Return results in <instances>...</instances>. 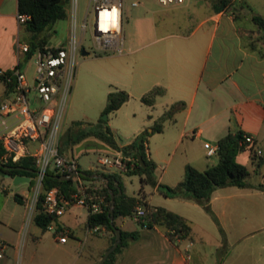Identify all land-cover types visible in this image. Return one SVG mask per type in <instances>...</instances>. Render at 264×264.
Returning a JSON list of instances; mask_svg holds the SVG:
<instances>
[{
    "label": "crops",
    "instance_id": "obj_1",
    "mask_svg": "<svg viewBox=\"0 0 264 264\" xmlns=\"http://www.w3.org/2000/svg\"><path fill=\"white\" fill-rule=\"evenodd\" d=\"M134 1L137 3L133 5L144 6L147 11L145 16L155 11L145 5V1ZM6 2L7 0H0V10L5 8ZM246 5L248 7L233 0L228 8L215 11L210 0L173 2L168 9L187 11L182 22H175L174 19L175 28H162L156 23L145 28L149 29L151 36L142 39L145 50L139 56L142 69L140 82L143 92L159 85L164 88V93L157 95L154 103L149 105L152 113L147 120L142 121L143 127L138 132L143 129L151 131L152 124L164 109L174 102H181V107L172 118L163 121V128L158 131L163 133V145L170 148L165 165L160 167L158 182L172 185L177 183L183 177L187 163L199 169L208 167L214 162L209 159L204 142L216 145L219 137L238 129L250 134L255 149L261 152L251 158L250 151L243 150L248 153L253 168L264 165V27L259 26L253 19L255 14L264 16V11L251 8L248 3ZM16 13L0 11V36L4 32L3 24L7 19H13L16 31L27 36L28 33L17 21ZM124 21L125 16L122 14V36L125 31ZM19 58L17 54L12 65L0 66V70L13 67L19 62ZM11 92L4 87L1 101L10 96ZM180 145L183 156L174 159V153ZM146 155L154 161L157 159L149 151V147ZM259 156L262 157L260 163ZM102 171L111 172L102 168L93 175L100 177ZM6 178L12 181V177ZM22 182L15 184L20 185ZM6 184L8 185L7 182L0 181V239L6 243L4 254L0 256V264H11L17 253L25 220V203L29 196L23 186L17 189L11 187L9 190ZM28 187H31V183ZM236 187L238 188L233 185L216 187L208 199V205L217 220L212 213H208L223 229L218 238L214 237L213 247L224 252L220 264H225L231 251L242 240L238 229L242 212L257 211L260 217L264 216V188ZM152 191L160 195L156 201L153 192L143 188L144 199L149 205L164 206L192 220L184 211L185 202H172L171 199L195 200L166 196L157 186H153ZM242 191H246L249 201L247 204H241L237 200L238 196H242ZM15 192L23 196L22 202L14 198ZM195 203L202 204L197 201ZM82 208L85 209L84 216ZM88 214L84 206L73 204L58 215V222L52 223L57 229H66V240L61 242H66L68 235L76 238L72 228L82 217L86 232ZM125 217L127 215L116 217L121 222L118 227L123 230H137L138 234L127 238L126 245L116 252L113 264H204L201 259L205 251H209L210 247L207 245H211L212 241H207V237L200 235L196 226H192L191 238L173 241L166 236L161 226H136L128 223ZM226 223H229L230 230ZM39 228L41 229L40 226ZM99 231L105 237L104 243L89 249L81 264H95L104 250L111 245V230L100 224L99 230L95 232ZM27 233L25 238L30 234ZM55 238L57 239L56 234Z\"/></svg>",
    "mask_w": 264,
    "mask_h": 264
},
{
    "label": "rangeland",
    "instance_id": "obj_2",
    "mask_svg": "<svg viewBox=\"0 0 264 264\" xmlns=\"http://www.w3.org/2000/svg\"><path fill=\"white\" fill-rule=\"evenodd\" d=\"M88 0H69L67 6V16L57 20L49 31L48 43L60 44L66 43L70 28L71 15L75 7V27L77 36L82 35L80 47L76 51L74 60V77L71 83L67 107L63 118V132L73 120H83L93 123L99 122L102 117L110 126L114 138L118 144H125L133 139L135 134L142 125L143 120H147L152 108L143 103L140 99L143 92V85L140 82V73L142 69L139 65V56L145 50L142 46V39L150 37L149 26L156 23L162 28H175V22H182L187 16L186 9H168L171 4H161L158 0H142L145 5L155 9L147 12L144 6L133 5L134 0H122L124 21V39L123 50L119 52L114 48L99 47L93 36V14L89 11L87 15V27L83 32L80 24L85 18V10ZM237 4L251 5V8H258L264 11V0H236ZM13 11L16 13V0H7L5 8L0 11ZM176 17V18H173ZM15 21L7 19L3 24L5 29L0 36V66L12 65L19 54L20 68L25 73L29 82H32L35 72L36 52L28 57L25 52L18 49L17 43L24 42L27 39L21 31H16ZM84 47L89 51L88 54H82L81 48ZM123 88L128 91L129 98L123 102L120 107L109 112H103L107 101V94L111 90ZM4 91V84L0 80V101ZM10 95H13L11 92ZM107 114V117H105ZM163 133L158 131L149 132L147 143L149 151L157 157L153 169V176L157 180L161 165H165L166 157L170 148L163 145ZM114 149L94 135H85L82 139L76 141L71 146L66 147L65 152L69 156L76 158L78 169L83 170L94 168L101 170L102 166L98 162V157L104 153H114ZM182 146L178 147L173 158L183 156ZM111 154V153H110ZM248 153L241 151L237 154V160L244 163L249 174L247 180L253 183H264V165L253 168ZM212 162L217 160L216 155L209 156ZM53 167L52 162L49 169ZM113 172L120 174L124 190L127 194L137 196L141 203L139 206L144 207L145 199L140 193L142 181L140 173L134 171H122L112 168ZM87 180V178H85ZM8 183V188H26L28 194H31L29 182H22L20 185L13 183L10 179L0 174V181ZM153 185L149 182H143V188L146 191L153 192L154 201L159 198L156 191H152ZM234 188L236 185H233ZM246 191H242L237 200L241 204H247ZM239 194V193H238ZM172 202H185L184 211L192 219L191 224L199 231L200 235L207 237V241H212L209 251H205L201 261L204 264H220L223 251L215 250L214 237L218 238L221 233V225L214 220L208 213L206 207L201 204L197 205L195 201H179L171 199ZM154 203V202H153ZM83 216L85 209L82 208ZM26 213V208H25ZM128 223L138 226L140 223L136 217H125ZM240 219V233L242 234L241 242L231 251L225 264H262L264 262V216L260 217L257 211H244ZM116 225L119 226L120 219L116 218ZM83 217L79 223L73 225L74 237L68 235L66 242H61L55 238L54 231L51 229L41 230L32 220L29 224V236L19 243L16 255L12 258L11 264H81L83 258L96 246L104 243V235L101 231L95 232L91 227L84 231ZM230 230L229 223H226ZM198 226V227H197ZM99 230V229H98ZM97 230V231H98ZM86 233V234H85ZM111 233H113L111 231ZM28 235V233H27ZM206 247V248H207ZM233 261V263H232Z\"/></svg>",
    "mask_w": 264,
    "mask_h": 264
},
{
    "label": "trees",
    "instance_id": "obj_3",
    "mask_svg": "<svg viewBox=\"0 0 264 264\" xmlns=\"http://www.w3.org/2000/svg\"><path fill=\"white\" fill-rule=\"evenodd\" d=\"M68 1L69 0H17V12L29 14V17L21 23L28 33L26 42L28 43L29 49L25 52L26 56L29 57L36 48L43 47L48 43L49 31L53 24L57 20L67 16L66 4ZM210 1L215 11L228 8L233 2V0ZM253 19L259 26L264 27V16L255 14L253 15ZM17 67H20V61L11 68L0 70V80L3 82L6 91H12L15 83V77L11 80H7L6 76L12 74L13 69ZM162 93H164V88L155 85L143 93L140 99L145 104L151 105L154 103L156 96ZM129 96L128 91L123 88L109 91L103 112L117 109L129 98ZM180 107L181 102L170 104L154 121L151 126V131H161L163 128V121L167 118H172L175 111ZM151 131L143 129L135 134L131 141L125 144H118L110 126L104 118L100 117L97 123L73 120L62 133L60 149L65 151L66 147L71 146L85 135H94L111 146L115 150L114 152L122 150L124 152H130L133 156L141 154L145 165L136 159L134 166L127 171L140 173V179L142 181L140 193L143 196V182H149L153 186H157V189L166 196L188 198L202 203L206 209L212 213L216 220V216L208 205V199L216 187L236 185L240 187L264 188V183H251L247 180L249 170L244 163L237 160V154L243 150H249L251 158L256 156V149L253 143L250 144L245 141V136L248 133L241 129L228 131L217 139V160L208 167L199 169L187 163L185 165L183 177L177 183L172 185L158 182L152 174L155 162L147 157L144 150V141H146L147 135ZM3 153L4 147L0 141V156ZM261 159L262 157L259 156L258 163L261 162ZM5 164L22 166V168H6L5 171L10 172L12 176L15 174L30 176L29 183H33L35 164L31 156L24 155L17 160L10 159ZM98 172L99 170L94 168L83 170V176L85 178L90 179L93 183L94 181L100 182L98 184L99 191L105 194L106 200L101 212L88 214L87 225L92 227L102 224L107 229H110L113 232L110 244L115 240L114 226H117L115 219L122 215L136 217L142 227H151L154 225L161 226L166 236L173 241L192 237V224L188 218L161 205L151 206L146 201L143 207L146 212L143 215H138L136 213V207L141 203V200L137 196L125 192L120 174L102 171L100 173L106 177V180H103L101 177L93 175ZM58 175H60V173L55 169H48L42 179V191L39 194L33 221L40 226L43 231L47 229L48 224L58 222V215L46 212L42 204V199L46 190L51 187H57L60 193L65 196H69V194L75 190L73 178L61 179ZM119 188L121 189V193H118ZM111 194H114L112 218L109 212ZM22 197L21 194L17 192L14 193V198L20 202H22ZM137 234V230L121 229V239L119 243L101 264H113L116 252L126 245L127 238L135 237Z\"/></svg>",
    "mask_w": 264,
    "mask_h": 264
},
{
    "label": "built area",
    "instance_id": "obj_4",
    "mask_svg": "<svg viewBox=\"0 0 264 264\" xmlns=\"http://www.w3.org/2000/svg\"><path fill=\"white\" fill-rule=\"evenodd\" d=\"M76 1V0H74ZM182 0H158L161 4L180 2ZM133 1L132 4H136ZM93 14V36L99 47L123 50L122 36V0H88L85 18L80 24L83 32L88 25L87 15ZM29 17L27 13H16L19 23ZM71 28L66 43H47L35 49V72L32 82L26 79L20 67L14 68L12 74L6 76L7 80L15 77L10 95L0 102V141L4 153L0 162L6 163L10 159L17 160L21 156L29 155L33 158L35 169L31 194L26 200V213L21 233L20 243L24 241L29 224L34 218L36 204L42 191V179L52 162L53 167L60 174H67L73 178L75 190L69 196L60 193L57 187L46 190L42 199L44 209L48 213L62 214L70 205L84 206L88 213L101 212L106 203L105 194L99 191V185L83 176L78 169V162L60 149L63 133V118L67 107L69 91L74 77V60L77 49L80 47L82 35L77 36L75 27V7L71 15ZM18 49L26 52L28 43L18 42ZM82 49V48H81ZM245 141L253 143L250 134L245 136ZM207 155L216 154L217 145L204 142ZM145 153H148L147 142L144 141ZM260 154V150H255ZM136 156L122 150L115 153H104L98 157V162L103 169L111 172L112 168L127 171L134 166ZM146 210L136 207V213L143 215ZM48 229L55 231L57 238L66 240V229H57L53 223L47 225ZM94 231L100 225L91 227ZM6 243L0 239V256H3Z\"/></svg>",
    "mask_w": 264,
    "mask_h": 264
},
{
    "label": "water",
    "instance_id": "obj_5",
    "mask_svg": "<svg viewBox=\"0 0 264 264\" xmlns=\"http://www.w3.org/2000/svg\"><path fill=\"white\" fill-rule=\"evenodd\" d=\"M82 51V54H88L89 51L86 50L84 47H82L81 49ZM105 117H107V114H105ZM128 154H130V152H126ZM136 158L144 164V159H143V156L141 154H137L136 155ZM13 167H16V168H22V166H12V165H7L5 163H2L0 162V174L1 175H4L6 177H12V182L13 183H20L22 181H29L30 180V177L29 176H25V175H22V174H15V175H11L10 172L8 171H5L6 168H13ZM59 178L61 179H67L68 178V175L67 174H60L58 175ZM100 177L106 179L105 176L101 175ZM118 193H121V189L119 188V191ZM113 203H114V194H111V206H110V209H109V212L111 214V218H112V213H113ZM114 231H115V240L113 241V243L108 246L103 254L101 255L100 259L95 262V264H101L105 259L106 257L108 256V254L117 246V244L119 243L120 239H121V229L120 227L118 226H114Z\"/></svg>",
    "mask_w": 264,
    "mask_h": 264
}]
</instances>
